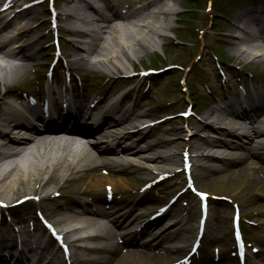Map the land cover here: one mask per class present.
I'll return each mask as SVG.
<instances>
[{
	"label": "bare ground",
	"instance_id": "1",
	"mask_svg": "<svg viewBox=\"0 0 264 264\" xmlns=\"http://www.w3.org/2000/svg\"><path fill=\"white\" fill-rule=\"evenodd\" d=\"M133 1L138 2V0ZM13 2L14 0L12 4ZM99 2L103 3L108 14L97 6ZM176 6H179L176 0H172L171 5H164L163 0H146L128 15L110 4L109 0H65V12L63 11L62 16L68 23V31L75 35L72 42L73 60L67 64L72 70L71 74L77 75L70 65L100 72L97 76L89 73L88 76L95 78L133 71V62L140 60L145 53L150 52V48L157 46V40L162 37L166 26V19L176 13ZM257 14H242L240 21L247 20L246 27L244 29L236 27V30L242 32L243 36L239 38L231 36V39L236 42L230 43L233 46L231 51L240 58H246L249 55L248 49L255 44L264 42V19ZM37 16L35 8L28 7L17 12L9 23L0 24V62L3 61L2 63L6 64V68L0 64V84L7 87L10 92L15 90L13 85L25 79L36 66L35 48H31L35 44L30 39L35 36L34 30L37 27L32 28V22L37 19ZM133 19L137 22L132 23ZM16 20L20 23L14 27L12 24L16 23ZM70 22L74 25H70ZM10 44L12 48L8 49L7 46ZM256 59L264 63L263 50L257 52ZM13 98L16 99L15 104L0 109V147L2 148L6 146L4 141L12 140L13 135L23 136L27 131L41 133L38 127L23 121V99L18 96ZM47 99L51 104L65 100L67 105L56 103L58 109L55 114L46 117L37 114L39 119L45 117L51 122L58 115L59 119L88 116L89 119L92 118L101 123L99 132L106 140L95 148V152L84 148L83 152H87V155L83 161L62 158L57 152L49 151L46 145L24 157L22 148L32 146L33 142H22L20 138V141L12 140L14 141L12 143L20 148L10 158L4 159L0 156V198L3 199L1 202L13 204L15 196L19 195L22 189L31 190L29 195H33L34 192H45L46 197L52 196L53 191H50L49 187L57 184L59 193L70 198V205H63L61 213L64 217L60 222L66 228V230L61 229V233L72 250L69 259L75 258L82 264H134L136 257L141 256L144 264H181L179 259H171L167 256L185 250V245L180 248L179 245L173 244L176 240L177 242L184 240L181 238L179 225H172V229L156 232L159 228L155 224L160 218L149 220L150 215L138 213L129 219L124 217L126 213L121 214L113 209H105L102 205L105 204V200L99 197L100 193L113 194L118 189L132 187V181L126 176H111L112 166L125 165L130 168L132 164L141 160L146 164V168L154 173L161 169V165L169 161L172 156L157 150L168 144L178 146V141L163 139L161 143H146L147 135L142 134L144 130H138L140 128L138 119L149 116L148 112L135 115L131 110L122 111L113 102L107 106L106 110L102 109L101 99L89 101L90 92L80 96L77 89L72 87L68 91L57 86L55 80L48 83ZM244 102L247 108L245 114L234 112L230 106H221L212 113L210 119L213 120V124H205L207 134H201L203 138L199 144L191 147L198 152L192 156V159L199 160V168L212 173H227L231 168H238L244 164V154L255 156L264 163V156L255 146L259 139L257 134H253L252 138L244 142L238 137L237 128H234L240 122L257 120L258 116L264 112V91L255 97L244 98ZM131 125L136 127L138 139L131 146H126L121 141L118 130ZM259 128L263 130L262 125ZM65 132L88 135L91 131L67 129ZM188 132L186 129V133ZM196 137L198 136L193 138ZM227 161H231L228 166L225 164ZM215 164L224 165V167L214 170L213 167H217ZM256 169L257 164L249 160L248 166L241 169V172L242 170L255 172ZM258 169L259 178L251 183L264 196V166ZM120 173L129 174L126 169L121 170ZM235 177L239 181L242 178ZM62 185H71L74 190L64 193ZM108 188H111V192H108ZM83 195L94 200L95 206L79 201L83 199ZM97 202H101V205ZM130 205L136 206V202ZM133 208L130 207L128 215ZM61 213L58 214L62 215ZM6 223L3 222L1 225L5 226ZM135 223H144L145 226L139 234L129 231L132 235H138L126 244L134 249H121L109 245L110 241L121 240V235L111 234L115 229L126 231ZM175 223L178 224L177 221ZM142 234L151 238L142 241L140 238ZM21 235V240H18L17 235L13 233L0 237V264L62 263L56 254L48 255L50 248L38 251L32 244L33 236L26 232ZM35 238L39 237L35 236ZM137 251L141 254L139 255ZM169 260L172 262H168Z\"/></svg>",
	"mask_w": 264,
	"mask_h": 264
},
{
	"label": "rangeland",
	"instance_id": "2",
	"mask_svg": "<svg viewBox=\"0 0 264 264\" xmlns=\"http://www.w3.org/2000/svg\"><path fill=\"white\" fill-rule=\"evenodd\" d=\"M132 1L110 0L114 7L116 6L124 13L132 12L137 7L138 3ZM176 1L179 6L175 8L176 13L166 19V26L162 37L157 40V46L150 48L149 53H145L140 60L133 62V71L105 75L104 78L88 76L89 73L97 76L100 72L88 71L70 65L77 75L79 74L71 78V69L67 63H71L73 60L71 57L73 45L70 41L72 37L67 34V30L64 28L65 22L60 16V19L58 18L59 26L56 29L62 54L58 57V62L52 71V80L68 91L73 85L81 89L83 93L90 92V102L103 99L102 109H106L111 101H115L121 110L129 109L133 114L148 112L150 120L154 124L149 128H144L142 134L147 135L146 143H161L163 139L178 141V146L168 144L157 150L172 155L169 161L161 165V169L154 173L148 172L147 169H142L146 164L138 160L136 162L138 165H131L128 169L130 174L126 175L132 181L131 190L118 191L114 193L113 199L106 196V193H100L99 197L108 201L102 204L105 209L114 208L116 211L121 210L120 212H124L128 208L125 201H138V208L135 211L139 210V212L150 215L158 212L160 207L172 206L171 214L156 222L157 227L162 225L158 230H168V228L172 229V225H179L182 237L186 238L185 244L190 246L191 240L189 239L195 238L197 228L198 205H194L192 199L189 202L178 200L175 203H170L173 197L180 193L185 182L182 175H178V170L181 168L180 151L187 146L192 154H197V151L190 147L199 144L203 138L200 136L201 134H207L204 124H213V120L209 119V116L221 106H232L239 103V97L248 95L247 88H245L248 83L255 80L259 89H264V69L249 66V58L236 56L232 53L233 46L230 44L236 43L231 39V35H240L236 27H246L247 20L240 21L242 14L258 13L257 16L264 19V0H217L214 4L210 0ZM18 2L14 12L19 10L16 9L17 7L22 9L32 5L35 8L38 16L33 24L38 27V35L41 36V40L38 45L32 46L35 48L34 62L36 66L25 79L13 85L16 91L10 92L7 87L0 84V109L15 104L14 96L19 97L20 95L25 98L24 100L28 99L27 96H23V93H17L19 89L29 95H35L37 92L44 95L42 89L45 90L50 81L47 70L54 56L52 46L54 29L49 23L48 11L45 10L47 7L43 4H35V0H19ZM64 3L65 0H56L58 12H63ZM175 38L181 39L184 43L175 45L171 41L172 39L176 40ZM8 48H11V44ZM193 62L194 67H191ZM151 69L156 70L157 73L143 75V70ZM259 76L262 79L256 80ZM128 84H131V87L128 88V98L133 102H120L115 93L122 88L128 91L126 89ZM187 105L192 106L194 114L184 124L176 112L183 111ZM260 120L264 121V112L260 115ZM132 128L131 125L119 132L123 134ZM186 128L190 130L189 138L184 133ZM195 136L198 137L193 138ZM255 146L264 156V145L257 143ZM243 159H245L244 164L238 168H231L227 173H212L201 169L198 166L199 160H196L193 178L198 189L210 193V210L206 222V236L199 252L190 258L191 264H235L232 253V214L235 208L241 212V224L248 239L250 241L258 240L256 244L252 243L251 245L248 264H261V260L264 258V196L251 183L259 178L258 168L264 166V163L250 154H244ZM249 160L257 164L256 171L245 172L244 170L243 172L242 170L241 172V169L248 166ZM229 162L231 163V161H227L225 164L228 166ZM215 165L217 167H213L214 170L224 167L220 164ZM113 168L114 170L118 169ZM235 176L242 178L239 181ZM57 187V184L49 187V190L53 191V195L47 197L45 192H34L33 195H29L31 190L22 189L21 193L15 196L13 204L3 203L1 202L3 199L0 198V213L4 214L6 210H11L13 217H16L17 213H22L21 219L28 226H31V223L38 225L36 216L42 214L48 220L58 223L60 229L66 230L60 224L64 217L61 211L64 206L70 205V198L61 195L58 191L59 187ZM62 187L64 193L74 190L71 185H62ZM27 197L35 199L21 202ZM82 198L79 200L82 203L95 206L94 200L84 195ZM78 203L80 204V202ZM98 205H101V202ZM177 210L180 212L175 216L173 213ZM176 221L178 224L175 223ZM12 228L9 225L2 231L4 233L12 232ZM39 230H41V226ZM30 231H32L31 228ZM42 232V230L39 231L37 235L45 238L46 233ZM52 250L57 252L59 258L64 257L60 250H56V248H52ZM254 250L259 251L258 255L253 254ZM188 251L189 247L184 253H173L171 257L183 259V256L189 253ZM63 264L70 263L64 259ZM72 264H76V262ZM134 264H144V262L141 257L137 256Z\"/></svg>",
	"mask_w": 264,
	"mask_h": 264
},
{
	"label": "snow or ice",
	"instance_id": "3",
	"mask_svg": "<svg viewBox=\"0 0 264 264\" xmlns=\"http://www.w3.org/2000/svg\"><path fill=\"white\" fill-rule=\"evenodd\" d=\"M201 196H203L204 194H200Z\"/></svg>",
	"mask_w": 264,
	"mask_h": 264
}]
</instances>
